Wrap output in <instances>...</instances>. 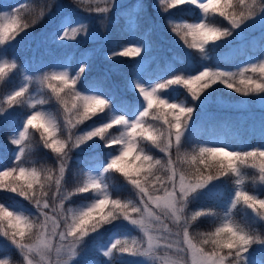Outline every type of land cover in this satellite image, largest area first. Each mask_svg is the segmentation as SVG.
<instances>
[{"label":"snow or ice","instance_id":"snow-or-ice-1","mask_svg":"<svg viewBox=\"0 0 264 264\" xmlns=\"http://www.w3.org/2000/svg\"><path fill=\"white\" fill-rule=\"evenodd\" d=\"M54 2L58 9H63L57 0ZM84 3L89 5L85 11L102 16L101 28L106 27L111 11L117 7L115 0H84ZM138 3L143 11V0ZM180 5L194 6L193 10L198 9L202 18L195 23H180L169 15L167 23L189 48L197 49L205 59V46L210 42L244 39L247 30H259L264 39V0H159L165 14ZM30 11L33 25L45 15L43 10L39 13L30 10L27 3L0 11V45L30 27L24 18ZM210 13L223 17L230 27L207 23L205 18ZM136 16L138 19L139 13ZM138 28V23L135 28L130 25L132 41L136 40ZM52 36L54 42L61 44L77 41L81 36L85 40L98 38L89 23L75 19L71 12L62 17L60 28ZM150 36L149 30L138 43L105 57L113 60L139 57L134 64L135 79H129L126 86L138 91L142 102L139 97L133 103L118 98L116 86L109 85L107 75L92 77L79 89L77 81L87 76L93 63L87 51L76 60L74 76L68 70L67 56L59 57L51 65L53 70L43 72L39 83L63 107L66 136H58L60 126L51 113L38 110L37 106L47 100L32 98L28 75L24 76L23 84L0 99V124L13 126L8 139L15 146L12 156L0 160V189L23 198L35 209L33 213L28 208L0 203V236L10 250L19 251L23 264H115L118 257L126 260L125 256L135 259L137 264H159L161 257L157 253L161 248L170 254L163 264H264V120L259 126L260 143L256 146L249 147L243 142L233 147L197 144L191 151H184L189 134L195 130L194 107L165 98L170 95L165 90L174 85L187 88L191 101L201 109L210 102L212 94L205 90L212 85H224L244 97L264 94V59L249 61L238 72L203 66L195 75L171 78L150 75L145 79L152 47ZM259 51L264 57V44ZM16 67L15 62L0 61V79L6 70ZM249 72L258 73V79L249 76ZM261 98L264 101V96ZM18 104H27L31 114L25 111L18 120L14 119L5 107L14 113L13 106ZM100 113L104 115L99 116ZM92 117H97L99 123L93 121L85 129L78 128ZM148 118L160 121V126L150 123ZM30 128L39 132L43 148L55 154V166H38L36 161L27 159L31 149L27 143ZM147 144L164 156L156 158L146 150ZM91 149H99L100 155L81 162L80 182L74 190L67 189V174L72 171L69 161L76 151L85 153ZM248 162L256 170L251 177L241 167ZM114 173L131 185L134 199L113 198L105 177ZM222 177L231 180L223 215L218 217L214 230L202 233V238L194 242L190 231L193 222L217 214L211 208L189 213L188 207L199 197L213 194V185L225 182ZM249 179L260 186L258 193L247 189ZM83 193H94L95 198L80 208L67 206ZM238 206L251 210L246 211L247 220L243 223L232 218L233 210L239 211ZM125 221L140 230L139 239H120L113 233L103 242L97 240L101 236L98 229L107 231L103 226L111 225L119 230L126 227ZM0 264H13L8 252L0 256Z\"/></svg>","mask_w":264,"mask_h":264},{"label":"trees","instance_id":"trees-1","mask_svg":"<svg viewBox=\"0 0 264 264\" xmlns=\"http://www.w3.org/2000/svg\"><path fill=\"white\" fill-rule=\"evenodd\" d=\"M62 4L64 8L59 15L56 13L48 15L56 6L54 0H0V11H10L12 7L19 6L27 3L30 10H34L35 13L44 11L45 15L41 17L36 24H31L32 12L25 14L29 17L26 22L30 24L28 29L22 32H18L14 35V38H10L4 45H0V61L7 60L9 63L15 62L17 67L10 70H6V74L3 79H0V99L3 94L18 88L23 84L24 76L28 75L31 79L28 81L30 88V95L33 99L45 98L47 103L44 105H38V110H43L51 113L57 120L60 130L58 136L67 135L64 131L65 113L63 107L55 100L52 93L46 86H42L39 83V78L43 75V72L53 70L51 65L57 62L59 57L67 56V66L71 75H75L73 68L76 67V60H79L81 53L87 51L93 60L90 70L87 76H82L81 80L77 81L79 89H83L87 84V81L92 77H98L101 75H107L109 85H115V91L118 98H124L127 103H133L136 97H139L138 91L129 90L127 81L129 79H135L133 74L135 61L139 59L136 56L129 57H116L113 59H105L106 56L110 57V54L115 51L119 52L124 47L130 46L132 43H138L142 35L150 30L152 47L148 54V64L146 68L148 71L145 74V79L148 76H164L165 78H171L172 75H195L197 70H203V66H207L214 70L238 72L240 68L245 67L246 64L251 61L257 62V58L264 59L260 56L261 44H264V39L260 36L252 47H244L242 50L232 53L230 55L225 54V50L228 48V41L232 38H222L219 41L210 42L206 45L207 59L204 55L199 53L197 49L189 48L179 36L176 35L167 23L169 15L174 22L180 23H195L199 22L202 18V14L198 9L193 10L194 6L180 5L177 9L169 10L168 14L163 13L159 7V0H143V11L139 7V3L136 2V7L133 8V1L128 3V6L117 7L113 9L106 22L104 28L105 34L101 39L93 42H87L86 44H78L75 41H68L61 44L60 42H54L52 33L60 28L62 17L68 12L78 11V0H57ZM57 12V11H56ZM136 13H139L137 19ZM72 14V13H71ZM73 15V14H72ZM52 17V18H51ZM73 17L80 20L78 17ZM25 18V17H24ZM51 18V19H50ZM206 22L218 27H230L228 22L220 17L218 14L210 13L206 18ZM139 25L136 32V40L130 39V25L135 28ZM72 26H76L73 24ZM62 34V33H61ZM12 35L11 33L9 34ZM158 39V40H156ZM189 42L191 38L189 37ZM143 54V53H142ZM75 57V60L73 59ZM150 65V67H149ZM59 65H57V68ZM78 70V69H77ZM174 70V71H173ZM253 78L259 77L258 73H248ZM154 82V79H153ZM206 92H210L211 96H225L227 98H239L240 93L234 92L232 89L226 88L224 85H212L211 89H206ZM170 95L165 97L170 101L176 103H186L189 106L194 107V119L200 116V114L208 108L205 106L201 109L196 102L191 101V95L187 88L183 86H171L170 89H166ZM258 94L252 93L251 96ZM204 94L201 93V96ZM142 102L143 98L139 97ZM13 108L16 111L13 113L12 109L5 107V110L12 113L14 119L19 118L22 112L27 111L31 114V109H28L27 104L14 105ZM103 116V113L98 114ZM26 117V116H25ZM24 117V118H25ZM149 122L160 126V121ZM93 121L97 120V117H92L91 120L85 121L84 124L79 125V129H85L90 126ZM192 122V121H190ZM14 128L7 123L0 124V160H7L9 156H12V149L15 148L11 145L9 137L13 134ZM254 131L249 128H239L231 125L225 132H208L201 130H194L189 134L184 151H191L192 147L197 144H226L229 147L239 146L241 143L248 144L249 147L256 146L260 143L259 135L256 133L253 138ZM118 134V133H117ZM99 139V138H95ZM31 145L30 152L27 155V159L36 161L38 166L53 167L55 166V154L50 149L43 148V143L40 139V134L35 129H29V139L27 141ZM102 147V146H101ZM146 150H149L151 154L156 158H162L163 153L159 149L153 148L150 144L146 145ZM106 151V150H105ZM99 149H91L88 152L81 153L76 151L69 161L72 171L67 174V183L65 187L69 190H74L75 186L80 182V170L82 168V161L86 157L99 156ZM242 170L251 177L256 173V170L251 167V162H248L241 166ZM225 182L215 187L213 185V194L199 197L196 201H193L189 207L188 212L191 213L196 210L211 208L217 215L212 217L199 218L198 221H194L190 228L192 238L194 242H198L202 236V233H206L210 230H214L215 226L219 223V216L223 215V209L226 207V202L229 197L231 189V180L222 177ZM105 182L109 184V191L115 199L131 200L135 198V191L131 185L119 174L114 173L108 178L105 177ZM246 187L250 192H259L260 186L254 185L249 179L246 182ZM95 198L94 193L78 194L73 198L72 203L68 204V207L80 208L86 204L91 203ZM0 200L2 203L11 205L16 208H28L35 212V209L29 204L28 201L21 197H17L14 193L5 194L0 189ZM239 211L233 210V220L236 222H245L247 220L246 210L243 206H238ZM107 211V209H105ZM116 223V222H114ZM125 224V223H124ZM126 227L114 230L111 225H104L103 229H98L101 232V236L97 237V240L103 242L116 233L120 239L136 237L140 238L139 231L132 226L125 224ZM7 225L5 224V227ZM95 237V233H90ZM34 238V237H33ZM0 251L8 252V256L12 260L13 264H22V258L15 253V250H10L9 245L5 243L4 237L0 236ZM107 259V258H105ZM123 260L117 258L115 264H131L129 257L125 256Z\"/></svg>","mask_w":264,"mask_h":264},{"label":"rangeland","instance_id":"rangeland-1","mask_svg":"<svg viewBox=\"0 0 264 264\" xmlns=\"http://www.w3.org/2000/svg\"><path fill=\"white\" fill-rule=\"evenodd\" d=\"M78 1L79 3L77 4V7L79 10H74V12L71 13L78 17L80 21L89 23L90 30L96 33L98 38L95 40H85L81 36L75 42L78 44H86L87 42H93L101 39L105 34V27L101 28L99 23V20L102 19V16L95 13H88L85 11V9L89 7V5L84 3V0ZM131 1H133V5L138 2V0H115V4L117 7L128 6V3ZM100 6L104 5L101 4ZM61 11L62 9H58L56 6H54L53 10L49 12L48 15H53L55 13L59 15ZM260 36L261 33L259 30H247L245 32L244 39H238L235 37L230 39L227 43L229 46L224 52L225 54L230 55L242 50L244 47H252ZM5 95L6 94H3L1 98H3ZM262 96H264V94L259 93L253 96L250 95L248 97L241 95L239 98H227L225 96L218 95L211 96L210 102L206 105L208 108L200 114L197 120H195V130L205 131L206 133L225 132L231 125H234L236 128L239 127L242 129H252L258 134L260 123L262 120H264V101H262ZM0 203H2L1 200ZM124 223L127 224L126 221ZM137 230L139 231L141 237L142 233L139 229ZM173 230L175 229L173 228ZM4 253L5 252L0 251V256H2ZM15 253L22 258L18 250H15ZM157 255L161 257L159 264H163L164 258L168 257L170 254L167 249L161 248ZM129 260L131 264H137L135 259L129 258Z\"/></svg>","mask_w":264,"mask_h":264},{"label":"clouds","instance_id":"clouds-1","mask_svg":"<svg viewBox=\"0 0 264 264\" xmlns=\"http://www.w3.org/2000/svg\"><path fill=\"white\" fill-rule=\"evenodd\" d=\"M28 19H29V17L25 16V20H28Z\"/></svg>","mask_w":264,"mask_h":264}]
</instances>
